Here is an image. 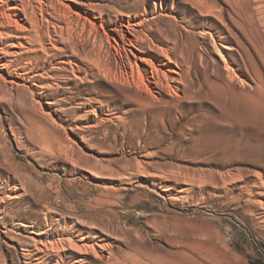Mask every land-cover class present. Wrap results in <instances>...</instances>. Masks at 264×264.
Wrapping results in <instances>:
<instances>
[{
  "label": "rangeland",
  "instance_id": "rangeland-1",
  "mask_svg": "<svg viewBox=\"0 0 264 264\" xmlns=\"http://www.w3.org/2000/svg\"><path fill=\"white\" fill-rule=\"evenodd\" d=\"M202 1L200 12L192 0H95L101 14L82 8L96 16L88 18L93 27L44 12L51 33V25L69 23L64 43L77 52L59 54L47 40L44 50L24 44L42 65L34 82L0 69V183H23L15 193L0 188L11 229L0 224V264H28L22 250L47 224L74 240L107 244L110 256L96 264H264V85L232 72L214 34L228 26L241 39L253 19L264 58V0ZM142 15L149 42L158 45L165 33L187 40L185 93L144 96L129 69L119 72L127 68L117 66L111 38L121 40L112 30ZM5 30L0 46L19 53L10 48L13 35L29 33ZM263 61L256 59L264 82ZM69 254L54 261L73 264Z\"/></svg>",
  "mask_w": 264,
  "mask_h": 264
},
{
  "label": "bare ground",
  "instance_id": "bare-ground-1",
  "mask_svg": "<svg viewBox=\"0 0 264 264\" xmlns=\"http://www.w3.org/2000/svg\"><path fill=\"white\" fill-rule=\"evenodd\" d=\"M64 1L69 2L70 5H67L64 3ZM94 1L95 0H48V3H46L44 1L42 2L41 0H34V2L38 5L40 16V18L37 19L34 15L35 12L33 13V8L31 9L29 0H0V8L2 9L0 12V38H7V36H9L8 33L4 31H6V28L10 27H14L16 32L20 34L29 33L28 35H22L19 38L16 35H13V37H15L18 42L12 44L10 48H17L18 51L20 50L19 53L16 51L11 52L9 51V48L7 49L0 46V69L2 70L3 74L9 75L13 70L21 77L24 76L28 80L30 79L31 82H34L32 80L37 77L35 76L34 72L41 64L39 63L37 50H29V48L24 46V44L28 45L29 47L38 44V47H40L41 50H44L42 44H45L44 41L47 40L48 44L51 45V48H54L53 50L59 54L64 51L69 52V50L72 52V54L76 53L77 48L74 44L69 43L68 41L64 43V33L66 32V36L68 35V22H71L72 16H75L78 20H83V22H88L92 27L94 26V24H92L88 18L91 17L96 19V16L94 14L90 16L88 12H82V8H86L93 13L97 12L98 14H101V8L98 9L93 4ZM192 4L198 7L200 12H202L201 10H207L202 0H192ZM10 5L11 7H8V10L2 8L4 6L7 7ZM72 8H74L75 11H72ZM63 9H67L68 11H64ZM44 12H46L48 15H56V19L58 21H63L62 18L66 19L68 22H65V28L57 27L53 24L51 25L53 27V33H51L50 30L46 28L48 25H46L44 29V23L47 24L48 22L46 19H44ZM142 16L143 18L139 19V21H135V23H130L133 21V19H129L126 21V24L123 25V28L119 27L112 30L113 34L120 38L121 43L119 44L117 40L111 35V39L114 41L115 47L112 46L110 42L108 45L111 48L114 47L115 51L119 55V63H117V66L122 65L127 68L124 72H122L120 68L119 72L121 74L124 73V75H127V70L129 69L130 75L133 77L135 76L134 78H136L137 84L141 86L142 94L144 96L152 95L151 90L158 94L162 93L163 95L167 96L175 94L176 90H180L185 93L190 83L188 72L184 71V67L185 65L191 63L192 58L191 52H189L188 44L186 43L187 40L184 41V38L179 40L176 34L175 36L170 37L164 32L165 35H161L162 37L159 39L158 45L149 42L145 30H143L144 27L149 23L144 15ZM247 25L248 26H243L242 28L241 39L239 37H235L228 26H225L224 30L214 31V34L218 42L221 45L223 44V48L227 50L225 54L227 60H229V62L234 65L235 68V70L231 69L232 72L243 71V74H246L251 80H253L252 77L257 76V78L264 85L263 79L261 78V75H259L260 72L258 71V66L256 63V59L258 58L262 57L264 60L258 48V40L256 38V23L253 22V19H248ZM100 27L102 28V25ZM103 34V36H105L106 40L108 41L109 36L106 33ZM179 37H181V35H179ZM230 38L234 40L236 48L231 46ZM20 39L23 41L21 42ZM57 44H62L63 47L58 48L56 46ZM134 51H137L138 53L136 54ZM176 54H178V56ZM9 57L14 58L11 60L8 59ZM53 57H56V54H54ZM22 61H26L27 65L29 66L33 65L34 63L33 67L36 68H33L32 66V68L26 67L27 65H24L25 67H19ZM70 63L71 62H69L68 67L70 68V72L73 74ZM225 66L227 65L225 64ZM41 67L42 65L40 68ZM19 71H26V73L23 75L22 73H19ZM37 80L39 81V79ZM11 83L13 84L14 82L10 81L9 84L11 85ZM12 169L15 173L14 175L19 178L20 175L17 173L16 169ZM7 184L8 183L3 186V184L1 185L0 183V188L2 189L5 186H11V188H13L11 190L14 193L16 192L15 190L23 188V183L19 182L18 180H16L15 183H12L11 185ZM5 196L7 200H14L18 198L16 195ZM12 214L14 217L17 216V214ZM7 216V211H0V224L3 225L5 232L11 230L8 229L5 221ZM19 225V227L22 228H34L33 225H26L23 223H19ZM47 225L44 227L48 229L38 230L39 240L33 239L29 244L26 242V246L22 250V256L26 258V260L30 261L28 264H33L31 259H34L35 264H60L58 261H54V257L56 255H60L61 252H69V255L75 259V264H96L97 262L99 263L104 259H108L110 256L111 252H109L107 244L100 243L89 245L84 241L85 238H83V236L82 239L80 238L74 240L66 228L61 227L59 231H52L49 228H52L53 225ZM42 237L44 240L41 239ZM50 237L55 238L50 240ZM94 246L98 247L99 251H96Z\"/></svg>",
  "mask_w": 264,
  "mask_h": 264
}]
</instances>
